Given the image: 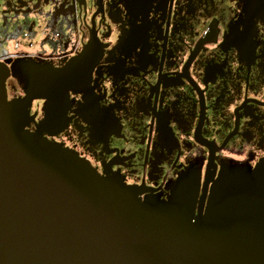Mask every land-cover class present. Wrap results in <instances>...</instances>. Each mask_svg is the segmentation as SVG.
<instances>
[{
	"label": "flooded vegetation",
	"instance_id": "obj_1",
	"mask_svg": "<svg viewBox=\"0 0 264 264\" xmlns=\"http://www.w3.org/2000/svg\"><path fill=\"white\" fill-rule=\"evenodd\" d=\"M23 56L80 78L53 108L10 76L26 127L154 207L264 175V0H0V60Z\"/></svg>",
	"mask_w": 264,
	"mask_h": 264
},
{
	"label": "water",
	"instance_id": "obj_2",
	"mask_svg": "<svg viewBox=\"0 0 264 264\" xmlns=\"http://www.w3.org/2000/svg\"><path fill=\"white\" fill-rule=\"evenodd\" d=\"M68 64L0 60V264H264V175L218 189L205 210L150 205L137 188L26 127L9 100L56 107L79 83ZM54 104V105H53Z\"/></svg>",
	"mask_w": 264,
	"mask_h": 264
}]
</instances>
